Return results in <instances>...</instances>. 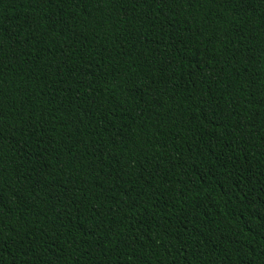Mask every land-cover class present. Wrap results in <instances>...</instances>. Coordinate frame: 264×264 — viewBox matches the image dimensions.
Wrapping results in <instances>:
<instances>
[{
    "label": "trees",
    "instance_id": "1",
    "mask_svg": "<svg viewBox=\"0 0 264 264\" xmlns=\"http://www.w3.org/2000/svg\"><path fill=\"white\" fill-rule=\"evenodd\" d=\"M0 264H264V0H0Z\"/></svg>",
    "mask_w": 264,
    "mask_h": 264
}]
</instances>
